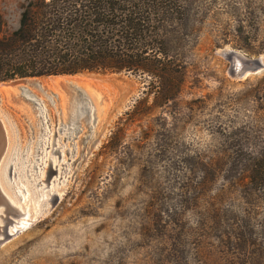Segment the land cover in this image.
I'll return each mask as SVG.
<instances>
[{"label": "rangeland", "instance_id": "rangeland-1", "mask_svg": "<svg viewBox=\"0 0 264 264\" xmlns=\"http://www.w3.org/2000/svg\"><path fill=\"white\" fill-rule=\"evenodd\" d=\"M24 2L0 0L6 30ZM178 2L187 73L174 99L130 72L0 85L11 154L36 156L43 138L55 165L56 139L58 168L71 169L60 202L0 246V264H264V182L251 181L259 157H248L264 147V68L236 78L225 54L264 60V0Z\"/></svg>", "mask_w": 264, "mask_h": 264}, {"label": "trees", "instance_id": "trees-1", "mask_svg": "<svg viewBox=\"0 0 264 264\" xmlns=\"http://www.w3.org/2000/svg\"><path fill=\"white\" fill-rule=\"evenodd\" d=\"M178 5V0H26L13 30H6L0 12V82L130 72L150 75L159 97L174 99L187 73L177 43L184 36L177 27ZM186 20L180 23L187 26ZM238 153L245 152L233 155ZM248 157H259L251 181L264 182V147L248 151Z\"/></svg>", "mask_w": 264, "mask_h": 264}, {"label": "water", "instance_id": "water-1", "mask_svg": "<svg viewBox=\"0 0 264 264\" xmlns=\"http://www.w3.org/2000/svg\"><path fill=\"white\" fill-rule=\"evenodd\" d=\"M225 54L228 57L230 61V66H229V71L230 73L236 77V78H241L246 76L250 72H257L264 68V60L262 56L258 57H250L246 55L245 53L241 51H230L225 49ZM29 78H17V79H12L10 81H3L0 82V84H10L14 85L16 83H19L20 81H25L27 82ZM28 83V82H27ZM29 83H35V82H29ZM25 93L29 96L31 94L29 93L28 90L24 89ZM34 104L39 102L37 98L31 100ZM79 128V125L75 126L74 128H71L69 130L68 136L65 138H68L72 136L74 131H77ZM44 130L43 126L40 129V132L43 133L42 131ZM46 133V129H45ZM44 141H37L36 142V150H38V153H41V148L43 147ZM27 150L26 148H21L20 145H16L13 147L12 151H15L16 153L19 154L20 157L26 158L27 157ZM74 151V150H73ZM12 154L9 151L8 145L6 143V138L3 132V129L1 127L0 123V180L5 188L8 189L7 192L11 193L16 200L17 204H20L22 207H25L32 198H35V195H37L40 192V189L36 188V185L34 184H29L27 185V190H29V195L25 198V200L22 199L21 193L17 191V188L22 189L24 186L23 184L26 182L23 179L22 176V169L19 173L20 178H16V173L13 172L12 164L10 162ZM29 157V156H28ZM27 157V160L30 161V158ZM40 163L39 165H41ZM6 166V167H5ZM5 167V169H4ZM29 167V165H28ZM18 167L15 168L17 171ZM31 172L33 175L36 177L38 174L31 169ZM56 172L55 167L49 163V168L47 172V177L46 181L50 183L52 181V178L54 177V174ZM22 184H21V182ZM48 190H46L47 192ZM60 202V197L59 195L55 194L54 195V200L52 202L51 210L56 207V205ZM18 210L15 205L9 202L5 194L3 193L1 187H0V246L5 243L6 241L10 240L12 237H14L16 234H18L20 231H23L22 229L18 228L17 230H10L9 227L11 224L15 221V217H17ZM42 218L41 215H39L36 220L32 222V225L39 221Z\"/></svg>", "mask_w": 264, "mask_h": 264}, {"label": "bare ground", "instance_id": "bare-ground-1", "mask_svg": "<svg viewBox=\"0 0 264 264\" xmlns=\"http://www.w3.org/2000/svg\"><path fill=\"white\" fill-rule=\"evenodd\" d=\"M59 81L60 80L58 79L57 82H59ZM27 82H35L38 85L40 84L35 79H28ZM0 85L6 86L7 84L3 83ZM37 107H38V110L40 111V113L42 114V117H44V109H43V106L40 102H37ZM86 109L87 108L85 105L79 106L78 110H77V115L80 116V115L86 113ZM2 118L3 117L1 115V110H0V123H1V127L3 129L4 135H5V138H6V143L8 145V135L6 133L7 128H5L4 121ZM55 135H56V133H55ZM41 140L44 141L43 138L38 139V141H41ZM46 142L47 141H44V144ZM44 144H43V147L41 148L42 154L46 150V148L48 147V146L44 147L45 146ZM13 152H14V154L11 156L10 162L13 165L12 166L13 172L16 173L15 179L20 178L18 175H19L20 171L23 169L22 176H23V179L26 181L23 184L24 187L22 189L17 188V191L19 193H21V195H22V199L25 200V198L29 195V190H27V185H26L27 183L34 184V185H36L37 189H40V192L37 194L38 200L36 201L35 206H34V204H29V205L27 204L25 207H22L20 204H17L14 197L12 198V196L2 187L1 180H0V187L3 191V193L5 194V196L9 200V202L12 203L13 205H15L17 207V210H18L17 218H15V221L11 224L9 229L10 230H17L18 228H20L23 230V229L30 227L32 225V222L34 220H36V218L39 215L44 216V214L46 215L48 210L49 211L51 210V206H52V202L54 200L55 194L59 195L60 200H61V197L65 192V190L63 189V186L67 183V178L64 177L63 174L66 172H69L71 169L70 168H68V169L63 168V166L66 163H62L61 164L62 167L60 169L58 168L60 161L62 160L63 157H62L61 146H56V139L54 141H52V147H51V153L52 154L55 155L59 152V157H56V159H55V162H56L55 165H54L52 155H49L50 157H47L48 159H45V153L43 154V157L40 156V155H42L40 152L37 153L36 156H32L29 153V151L27 150V157L29 156L28 158H30V161H29V160H27V157L22 158L19 156L18 153H16L15 151H13ZM46 160L49 161V163H51L55 167L56 172L54 174V177H55L56 173H57V176L55 178H53L52 180L59 182L60 188H57L56 186L53 187V186H51V182L48 183L46 181L48 171L46 172V176H45V173L41 171V169H42L41 166L43 163H45ZM40 163H42V164L39 165ZM28 165H29V167H28ZM16 167H18L17 171L15 170ZM20 168H22V169H20ZM31 169H33L38 174L37 177L32 174ZM43 176H45V177H43ZM63 177L65 178L64 180H62ZM43 183H47V184H43ZM21 184H22V182H21ZM46 190H48L47 191L48 195L46 194ZM31 200H33V199H31ZM50 204H51V206H50ZM32 205H33V207H31Z\"/></svg>", "mask_w": 264, "mask_h": 264}]
</instances>
